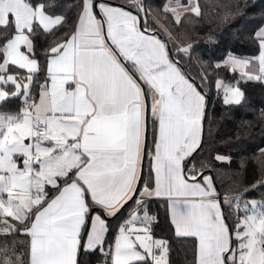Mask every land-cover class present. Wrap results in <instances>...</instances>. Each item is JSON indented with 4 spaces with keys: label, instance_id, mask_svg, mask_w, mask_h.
Masks as SVG:
<instances>
[{
    "label": "snow or ice",
    "instance_id": "snow-or-ice-1",
    "mask_svg": "<svg viewBox=\"0 0 264 264\" xmlns=\"http://www.w3.org/2000/svg\"><path fill=\"white\" fill-rule=\"evenodd\" d=\"M255 7L0 0V264H264V109L235 168L209 112L264 89ZM213 29L254 54L203 58Z\"/></svg>",
    "mask_w": 264,
    "mask_h": 264
},
{
    "label": "trees",
    "instance_id": "trees-1",
    "mask_svg": "<svg viewBox=\"0 0 264 264\" xmlns=\"http://www.w3.org/2000/svg\"><path fill=\"white\" fill-rule=\"evenodd\" d=\"M249 4L256 6L255 15L258 16L262 7H264V0H249ZM213 30L215 32V42L201 41L198 45V52L203 58L210 59L215 63L218 61L222 62L229 51H232L234 55L242 57L254 54L255 49L250 43L234 41L232 34L226 29ZM246 94L247 105L244 108L226 109L215 96L209 98V112L212 116L213 125L212 141L215 142L217 147L231 154L234 168L240 157L250 154L262 139L261 130L255 126L250 130L253 139L250 140L240 135L244 130L243 125L248 121H255L259 116L260 110L264 109V89H261L258 85L249 84L246 87ZM219 175L224 176V173L221 172ZM249 198H259V193H255L254 197ZM176 248L178 249V254L174 256V259L178 262H183L186 255L183 251L184 246L176 244ZM187 258L190 260V252L187 253ZM84 259L87 264H98L94 256L84 257Z\"/></svg>",
    "mask_w": 264,
    "mask_h": 264
}]
</instances>
